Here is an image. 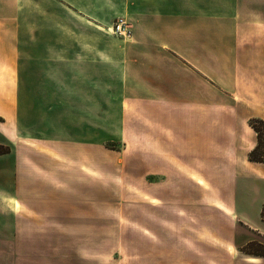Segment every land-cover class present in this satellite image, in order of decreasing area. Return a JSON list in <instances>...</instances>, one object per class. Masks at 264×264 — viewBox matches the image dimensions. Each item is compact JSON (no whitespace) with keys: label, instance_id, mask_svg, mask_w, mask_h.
Segmentation results:
<instances>
[{"label":"crops","instance_id":"obj_1","mask_svg":"<svg viewBox=\"0 0 264 264\" xmlns=\"http://www.w3.org/2000/svg\"><path fill=\"white\" fill-rule=\"evenodd\" d=\"M118 17L130 23L129 38H104L97 28L111 26ZM33 47L74 50V55L81 50H120L112 74L116 73L121 89L138 88L136 98L123 100L177 104L208 100L193 94L146 99L139 87L149 86L148 78L131 84L128 72L133 67L148 69L150 52L145 50H150L183 69L186 82L195 78L201 85L206 82V87L210 82L216 86L202 64L215 50L234 81L229 88L225 82L217 86L232 98L241 96L238 100L248 103V114H223L221 119H229L228 128H220L210 148L208 112H169L168 127L159 122L155 130L153 177L145 171L144 147L137 145L135 170L126 159L118 164L120 181H135V198L142 201L146 193L140 184L151 178L158 186L151 200L160 203L161 187L168 182L175 214H193V206L206 210L208 217L215 213L221 217L222 224L208 226L212 233L202 241L208 245L205 253H186L184 264H264V257L238 250L250 240L264 243L260 216L264 161L247 159L256 144L248 119L264 121V0H0V145L9 147L0 154V264H124L123 257L89 252L97 243L96 209L102 198L97 197V179L81 171L79 151L96 148L98 118L103 119L104 112L82 110L81 104L90 103L91 96L86 99L63 91L73 89L70 79L73 83L81 79L74 72L90 64L54 62L51 57L36 64ZM22 54L29 62L20 63ZM54 64L63 73L62 92H47L50 80L45 74L40 88L31 84L29 70L48 72ZM84 82V89L95 99L96 76L90 74ZM22 103L32 107L23 111ZM119 120L117 136L111 139H120L128 128L122 116ZM123 148L127 150L126 145ZM67 150L77 153L65 157ZM83 161L89 168L95 162Z\"/></svg>","mask_w":264,"mask_h":264},{"label":"rangeland","instance_id":"obj_2","mask_svg":"<svg viewBox=\"0 0 264 264\" xmlns=\"http://www.w3.org/2000/svg\"><path fill=\"white\" fill-rule=\"evenodd\" d=\"M119 18L123 17L116 18L111 26ZM111 26L97 29L104 38L108 36L122 39L129 38L130 33L124 36L112 33ZM33 48L34 59L32 62L36 64L45 62L44 57H51L54 62L70 61L90 64V67L74 72V74L80 73V82L75 81L73 83V80L70 79L68 83L71 86L73 85V89L63 92L78 94L86 99L91 96L90 103L81 104L82 110L92 109L104 112L103 119L98 118V125L101 127L98 126L96 148L79 151L82 159L81 171L86 176L97 179V197L104 199L97 200L95 221L97 223V231L95 232L97 243L89 249V252L98 256L123 257L124 264H184L182 261L185 260L186 253H199V255L202 252L205 253L208 245L202 243V241L209 240L212 233L208 226L210 228L211 225L222 224L223 222H219L221 217H218L216 213L209 214L208 217L206 210L193 206V214H175L172 211L174 199L169 200L168 197V182L161 187L163 196L161 203L159 201L154 202L151 200L150 195L158 189V186H156V189L152 179L148 177L142 185L140 184V187L146 193V197L144 200L138 201L135 198L137 183L135 181L131 183L120 181L121 167L118 164L121 159H126L134 166L131 171L135 170L137 163L135 147L137 145L143 146L145 171L150 172L149 176L153 177L151 174L157 171V167L153 165L154 156L152 151V144L156 139L155 130L159 122L164 127H168V114L174 110L208 112L210 118L207 122L210 130L209 146L211 148L214 142L212 138L218 134L220 128H228L229 119H221L224 116L223 114H226L225 116L232 114L241 117L246 116L249 112L248 103L238 100L242 99L241 96L237 95L232 98L227 93L228 90L225 91L217 86L219 82H225L224 84L227 85L224 86L227 88L234 84L231 76L232 71L229 70L228 65L226 63L222 64L218 60L215 50H210L209 59H205L202 64L206 73L209 74L210 80L216 83V86L210 82L206 87V82L201 85L195 78L186 82V79L182 76L185 71L178 65L172 63V61L170 62L168 58H161L152 54V51L145 50L150 52L146 56L150 67L148 69L133 67L128 72L131 84H133V81L142 80L144 77L148 78L146 82H149L150 85L147 86L146 84V87H139L145 92H143L144 98L169 99L174 95L184 97L186 94H193L194 97L197 96L198 98L202 96L203 99H206L207 97L208 102L190 104L153 101L143 103L127 102L122 97L136 98L135 96L138 95L136 89L138 90V88L132 85L121 89L118 85V79L115 78L116 73L112 74V66L116 63L117 54L120 50H81L80 54L74 55V50H38V47ZM47 54L49 56H45ZM20 58L22 64L29 62L26 61L25 54H22ZM224 67H228V69L225 70ZM38 69L28 71V74L32 76L31 84L33 86L37 85L40 88L41 76L45 74L50 80L48 81L47 91L49 94H55L57 91L62 90L63 73L60 67H56L55 64L51 65L48 72H42ZM19 73L23 76L26 71L22 69ZM90 74L91 77L96 76L97 78L95 99L92 98V93L89 94L88 90L84 89V80H88ZM39 92L40 90L34 91V93ZM19 93L24 94V91L19 88ZM110 97L114 98L113 101ZM30 106L32 107L31 103L20 104L23 111L30 109ZM119 116H122V124L128 125V128L122 130V140L121 138L111 139V136H117V127L120 128L121 126ZM217 116L220 117L216 118ZM164 129L162 133L167 138V129ZM111 130L113 132L109 133ZM124 145L127 146V150L123 148ZM53 153L56 154V151H53ZM73 153L76 154L77 152L67 150L65 157ZM58 154L60 155L59 152ZM58 157H61V155ZM84 158L94 159L95 162L89 168L83 161ZM207 167L209 169L211 166L208 165ZM208 169H206V173L210 174V169ZM164 177L165 175L162 176V178ZM129 181H132L131 177ZM183 190V186L178 187V192H181V194ZM247 255L255 256L252 254ZM114 262H116L115 259Z\"/></svg>","mask_w":264,"mask_h":264},{"label":"trees","instance_id":"obj_3","mask_svg":"<svg viewBox=\"0 0 264 264\" xmlns=\"http://www.w3.org/2000/svg\"><path fill=\"white\" fill-rule=\"evenodd\" d=\"M248 124L256 134V144L248 152L247 159L253 162H262L264 161V121L258 117H251L248 119ZM8 151V146L0 145V154L6 153ZM260 216L264 222V206L261 209ZM239 250L246 254L264 257V244L257 240L248 241L243 246H241Z\"/></svg>","mask_w":264,"mask_h":264},{"label":"built area","instance_id":"obj_4","mask_svg":"<svg viewBox=\"0 0 264 264\" xmlns=\"http://www.w3.org/2000/svg\"><path fill=\"white\" fill-rule=\"evenodd\" d=\"M130 23L124 20L123 18H119L115 21V23L110 27L112 33L117 35H128L130 33Z\"/></svg>","mask_w":264,"mask_h":264}]
</instances>
